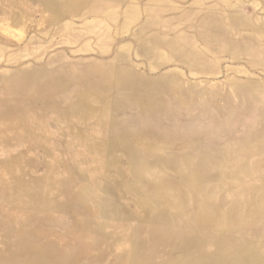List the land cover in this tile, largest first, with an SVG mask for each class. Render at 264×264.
Returning <instances> with one entry per match:
<instances>
[{
    "label": "rangeland",
    "instance_id": "obj_1",
    "mask_svg": "<svg viewBox=\"0 0 264 264\" xmlns=\"http://www.w3.org/2000/svg\"><path fill=\"white\" fill-rule=\"evenodd\" d=\"M0 264H264V0H0Z\"/></svg>",
    "mask_w": 264,
    "mask_h": 264
}]
</instances>
